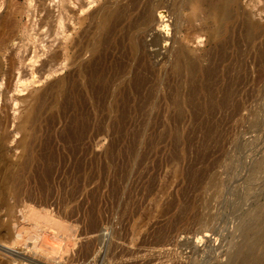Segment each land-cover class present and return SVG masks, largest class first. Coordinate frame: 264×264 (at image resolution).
<instances>
[{"label":"rangeland","instance_id":"rangeland-1","mask_svg":"<svg viewBox=\"0 0 264 264\" xmlns=\"http://www.w3.org/2000/svg\"><path fill=\"white\" fill-rule=\"evenodd\" d=\"M34 4L9 0L4 13L0 12V20L10 9L16 12V39L1 57L4 71L12 51L22 54L17 50L20 40L26 38L28 49L35 45L28 41V34L36 22L38 30L44 13L34 11ZM238 4L236 19L225 21V15H220V22L225 23L216 41H210L206 31L190 39L185 22L178 39L200 56L195 74L174 71L169 55H154L148 48V58L142 59L146 77L139 88L127 91L124 98L118 96L121 105H109L117 95L109 87L102 97L105 104L96 109L78 106L71 94L56 125L41 129L39 137L47 140L48 151L57 156L53 172L45 177L46 184L54 193L78 189L77 201L71 202L67 211L75 206L79 210L68 223L74 225L71 229L76 237L95 227L96 235L89 240L95 242L90 246L98 252L91 249L90 257L85 256L88 259L82 257L77 237L69 248L71 254L64 253L68 250L62 249L63 241L60 250L45 254L50 257L47 259L31 247L33 240L23 248L0 237V243L5 240L7 245L0 244L1 262L12 257L10 264H21L26 258L30 264H226L236 252V264H264V0H238ZM246 15L253 20L251 38L244 35L249 28ZM46 31L43 27L39 33ZM168 48H162V53ZM39 50L46 51L45 55L33 67L29 59L23 65L27 73L20 77L25 79L23 86L17 84L22 76L18 69L11 81L5 74L0 76V113L7 120L6 151L12 158L19 154L16 144L26 133L17 130L25 100L71 70L61 60L55 69L47 67L54 73H38L47 54V49ZM111 57L107 58L108 67ZM36 69L33 79L31 70ZM68 83L64 87L72 90V82ZM82 127L84 132L77 135ZM101 129L105 136L99 135ZM104 147L107 156L100 162L91 160ZM81 151L88 157L79 163L71 153L82 155ZM164 207L173 210L164 215ZM15 214L21 216L19 209ZM177 214L180 216L172 218ZM252 238L259 244L251 245ZM115 243L117 252L126 255L112 256ZM12 250L14 254L9 253ZM52 252L58 256L55 253L53 257ZM26 260L22 264H28Z\"/></svg>","mask_w":264,"mask_h":264},{"label":"bare ground","instance_id":"bare-ground-1","mask_svg":"<svg viewBox=\"0 0 264 264\" xmlns=\"http://www.w3.org/2000/svg\"><path fill=\"white\" fill-rule=\"evenodd\" d=\"M8 1L9 0H0V12L4 13ZM33 1H35L33 5L34 11L40 12V14L44 13L39 19L38 30L35 28L36 22L33 24L34 27H32L31 32L28 34V41L35 45L32 47L33 49H28V43L25 42L26 38L20 40V42L22 41V45H20L17 50H19V52L22 51V54L19 55L16 51L15 53L12 51L9 54L8 68L6 71L3 70L1 57L7 53L10 49V43L13 44L16 39V34L13 29L15 27L13 18L16 12L10 9L1 17L0 76L5 74L7 80H9V78H12L13 72L18 69V73H21L22 76L19 75L17 84L23 86L24 82L22 81H25V79L22 80L20 77L27 74L25 73L23 65L25 61L29 59L31 63L30 66L33 67V65L38 62V58H40L41 55H45L46 51H40V47L47 49V54L46 59L42 61L40 65L38 73L40 72L41 74V71H43V73L45 71H48L50 74L51 72L54 73L52 68L54 67L55 69L57 62L61 60L66 62V65H69L71 70L69 73L65 74V77L61 80L59 79L57 82H51V84L45 86L39 93H34L29 99L25 100L27 104L23 108L24 114L17 126V130H23L26 131V133L17 141L16 147L20 152L16 158L9 157L6 151V142L8 140V133L6 131L7 120L2 117L0 113V237L7 238L10 241L7 242L6 239L7 244L9 243L17 246L23 245V248L26 247V245L24 247V244H26L28 240H31V242L34 241V244L31 243V247L34 246L42 255L47 254L48 256L53 249L58 248L64 242V247L62 249L68 250L64 253H69V248H72V245H74L73 240L78 237V244L76 240L75 243L79 245V251L84 255L82 257L87 255L90 257L89 254H91V249H93L90 244L95 242L90 243L89 238L95 232V230H93L95 227L91 226L90 223V229L92 230H88L87 232L82 231L77 237L72 233L74 231H72L71 227L74 225L68 222L77 215L79 209L75 206L72 208L70 207L69 211H67V208L71 202L77 201L76 196L79 192L77 188H73L69 192L61 190L54 193L50 186L46 184L45 177L53 172L57 156L56 152L48 151L50 145L46 142L47 140H43L39 137L41 136L39 135L41 129L47 125L50 127L56 125V119L57 117H62L61 114L66 108L69 95L71 94H73L74 100L78 106L96 109L105 104L102 97L105 93V89L109 87L114 89V95L115 93L117 94L113 96L114 101L109 105L115 107L121 105V97L118 96L124 98L123 96L127 91L139 88L143 79L146 77L142 59L144 61L145 55L149 52V49H152L151 51L154 52V55H169V57H167L172 59L174 71L181 72L184 69L188 74H195V63L200 56L190 51L187 45L178 39V35L184 29L185 22L188 23L189 26L188 36L190 39H196L203 31H206L209 34L208 39L210 41H216L221 34V28L224 27L225 21H231L237 18L238 14L236 12H238V10L236 7L239 4L238 0H31V3ZM251 1L253 3L257 0H250V2ZM51 3H53L52 7ZM78 12H82V15H79ZM187 12L188 14H186ZM222 14L226 17L224 22H220L219 20ZM244 21L249 27L244 35L247 38H251L253 20L250 15H246ZM195 22L198 24L195 25ZM43 27H47V31L44 35L39 33ZM47 36V40L50 41L46 40ZM162 43H164V47H162ZM57 48H62V51H57ZM162 48L168 49H166V52L162 53ZM25 53L27 54L25 55ZM31 53H33V55ZM107 56L113 57L112 63H110L111 66L109 67L107 58L110 57ZM121 57L124 58V62ZM20 64L22 67L19 66ZM48 66L53 67L48 70ZM137 69L138 71L135 72ZM31 71V76L34 79L37 69ZM108 72L111 76H108ZM107 77H110L109 80ZM69 80L72 82V90L64 87V83H66V81L68 83ZM9 81H11V79ZM65 86L68 87L69 85ZM112 89L111 91H113ZM50 90L52 92H50ZM83 132L84 128L80 129L77 135ZM98 133L102 136L106 135L104 129H101ZM38 141H40V144ZM81 152L82 155L81 153L80 155L78 153H71L72 158L79 163L85 162L88 157V154L85 155L83 151ZM107 153L108 148L104 147V149L100 153H97L95 158L91 160L100 162L101 159L107 156ZM77 162L76 165H78ZM261 164L262 163H260L259 166H261ZM79 166L80 165H78V167ZM6 197L12 200H5ZM171 208L166 207L162 214L169 215L173 210ZM15 209H19L21 214L20 217L15 214ZM2 215L7 216V220H3ZM178 216H180V214L172 218ZM78 223L80 224V222ZM70 231L71 234L69 235ZM94 236H92V238ZM95 237L97 238V236ZM253 242L252 238L250 244ZM256 242L259 241L256 240ZM1 243L7 246L5 240L4 243ZM116 244L117 243H115L114 246ZM114 246L111 248L112 251H110L113 257H116V255H126L124 251L117 252L116 249L119 245ZM101 248H99V251L102 250ZM20 249L19 252H23L24 249ZM60 249L61 248H58V250ZM27 250L25 249V251ZM61 252L58 254L64 255ZM94 252L98 251L94 250ZM5 253L3 252V254L7 256L8 253ZM9 253L14 254L13 250L9 251ZM40 253L37 254V257H41ZM55 253H53V257ZM235 253L231 255L226 264L237 263L239 255L237 256ZM78 254L80 255V253ZM12 256L14 257V255ZM20 257L19 260H24V258L20 259ZM88 257L85 258L88 259ZM49 258L47 257V259ZM60 258V261L64 260L62 256L59 257V259ZM10 259H6L9 260L8 262H6V260L4 262L0 261V264H10ZM15 259L16 257H14V260ZM56 260L58 261V259ZM28 262L29 261H27V263ZM52 264H54V262H52ZM125 264H137V262Z\"/></svg>","mask_w":264,"mask_h":264}]
</instances>
